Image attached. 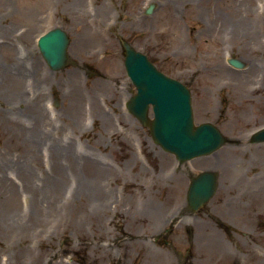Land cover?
<instances>
[{
    "label": "rangeland",
    "instance_id": "1",
    "mask_svg": "<svg viewBox=\"0 0 264 264\" xmlns=\"http://www.w3.org/2000/svg\"><path fill=\"white\" fill-rule=\"evenodd\" d=\"M54 26L69 33L77 66L48 67L37 38ZM122 39L190 87L197 122L210 120L230 137L216 153L184 161L179 177L155 178L160 169L162 175L178 173L175 156L153 144L125 105L135 86L124 65ZM231 56L242 58L245 67L230 66ZM9 68L20 71L17 85L6 80ZM111 75L118 79L104 88L99 80ZM70 99L80 113L75 103L68 108ZM91 99L100 100L101 112L92 111ZM263 125L264 0H0V207L33 210L36 184L40 197H47L50 190L41 184L49 175L66 176L56 207H71L11 236L0 221V264H264V143L250 141ZM88 156L118 166L113 176L102 172L103 196L98 186L86 188L92 177L99 183L98 176L69 161ZM60 162L65 172L57 169ZM198 167L215 168L219 187L200 212L187 213L189 175ZM145 194L154 217H161L145 231L149 237L189 214L182 219L195 225L188 229L191 242L184 220L173 226L181 237L175 247L183 253L165 246L168 252H158L150 238L140 241L126 225L125 210L135 203L130 213L139 212ZM100 204V236L96 220L85 219L82 230L65 224L74 207ZM216 218L229 225L228 233L216 227ZM140 245L153 260L143 258Z\"/></svg>",
    "mask_w": 264,
    "mask_h": 264
},
{
    "label": "water",
    "instance_id": "2",
    "mask_svg": "<svg viewBox=\"0 0 264 264\" xmlns=\"http://www.w3.org/2000/svg\"><path fill=\"white\" fill-rule=\"evenodd\" d=\"M151 6L148 12L152 10ZM69 37L61 27L42 34L39 46L52 69H60L68 63ZM126 48L125 65L129 75L138 86V93L128 103L130 110L147 122V109L153 103L154 117L150 120L153 138L180 159L206 155L216 151L229 141L219 127L211 122L195 124L191 93L180 81L168 77L130 43ZM235 66H243L238 58H231ZM252 141H264V127L255 131ZM217 188V172L204 170L192 181L188 199L191 205L199 206L211 198Z\"/></svg>",
    "mask_w": 264,
    "mask_h": 264
},
{
    "label": "bare ground",
    "instance_id": "3",
    "mask_svg": "<svg viewBox=\"0 0 264 264\" xmlns=\"http://www.w3.org/2000/svg\"><path fill=\"white\" fill-rule=\"evenodd\" d=\"M5 77L7 81H10L13 84H16L21 82V76H20V71L18 70V68L15 69H11L9 68L8 70L5 71ZM111 77V78H110ZM108 78H101V84L105 87L108 88V86L106 85L105 82H110V79H116L117 76L116 75H111ZM113 77V78H112ZM118 79V78H117ZM115 86V85H114ZM113 86V87H114ZM72 94V93H71ZM96 96V95H93ZM77 97V96H75ZM93 101V108L91 107L92 111H95L97 113L101 112L102 110V105L100 103V100H95V99H91ZM76 101L73 100H69L68 101V108L71 109V107L73 106V104ZM75 110L80 113L81 112V108H79L78 106V102L75 103ZM84 109V108H83ZM121 116L125 117V114L122 113L121 111ZM11 122L17 123V121L10 119ZM19 130V129H18ZM127 132L124 134V139H127ZM29 151V150H28ZM94 157L92 156H88L86 158H82V160L78 161V159L75 160H69L71 162V165L73 167H77L78 163L80 165L81 168L85 169L87 172H89L90 175H96L98 176L99 179V183L98 180L96 178L87 181L86 182V188H94L97 190V186L98 189L101 193V195L103 196V182L102 180L104 179L102 177V172L104 170L109 171L108 174H106V176H108L109 174H114L117 172V169L114 167V165L112 164H105L102 162L101 159L97 158V159H93ZM30 160V157L29 159ZM235 167L239 168L237 164H235ZM26 169H28V171L31 173V169L29 167H27ZM57 169L59 171H63L65 172L66 170V166L63 163H59L57 165ZM104 174V173H103ZM156 174V177H155ZM153 172V176L155 178H162V171L160 172ZM105 175V174H104ZM49 175L47 177V182L46 180L43 181V183L41 184V188H43V191H49L48 195H46L47 197L41 196L39 195V184H36V207H32L33 210H30V208L25 211L23 210V208H19V207H0V221L5 222V227L8 226L7 234L8 235H13L16 233H24L25 231H29L33 228L36 227V221L40 218H42L43 220L46 221H50L53 218L57 217L58 214H63V212H61L62 210L66 209V208H71V207H56L58 206V203L62 201V199L64 198V196L62 195V192L59 190L61 188L64 187V181L66 178V176H61L58 178L57 177H51ZM49 180H51L52 182H49ZM104 181V180H103ZM4 183V180H2V184ZM51 187V188H50ZM93 200H97L96 194L93 195ZM90 202V199H88ZM105 207H107L105 205ZM43 208L46 209V213H42ZM76 208L75 210H73L74 212H71V220L67 219L65 224L66 225H74L77 226V228H79L80 230L83 229V225L85 222V219H92V220H96L97 221V226H98V235L100 236L101 233V229H102V225H101V219H102V210L103 208L101 207V204L99 207L95 206V207H74ZM108 209V208H107ZM64 219V218H63ZM11 247H13L12 249H14L15 243H12ZM144 259L146 260H153L151 258L150 254H146L144 257ZM149 263V262H148ZM151 264V263H149Z\"/></svg>",
    "mask_w": 264,
    "mask_h": 264
},
{
    "label": "flooded vegetation",
    "instance_id": "4",
    "mask_svg": "<svg viewBox=\"0 0 264 264\" xmlns=\"http://www.w3.org/2000/svg\"><path fill=\"white\" fill-rule=\"evenodd\" d=\"M143 127L146 128L145 126H143ZM199 169L200 168L198 167V170ZM172 185H174V184L172 183ZM172 192L174 193L175 190L172 189ZM182 216H184V214H182ZM179 219H176V220H179ZM198 226H200V224H198ZM170 235H172V236L170 237ZM157 237L162 242L168 243V244H172L173 243L172 241L179 240L181 238L178 233H173L172 228L169 227V226L165 227L163 231L159 232V234L157 235ZM201 237H202V232L201 231H198V238H201Z\"/></svg>",
    "mask_w": 264,
    "mask_h": 264
}]
</instances>
